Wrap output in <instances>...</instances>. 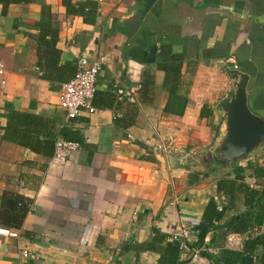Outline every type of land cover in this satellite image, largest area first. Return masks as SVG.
Returning a JSON list of instances; mask_svg holds the SVG:
<instances>
[{
    "label": "crops",
    "instance_id": "obj_1",
    "mask_svg": "<svg viewBox=\"0 0 264 264\" xmlns=\"http://www.w3.org/2000/svg\"><path fill=\"white\" fill-rule=\"evenodd\" d=\"M63 1L0 0V204L6 191L32 201L19 237L0 235V264H157L158 253L137 246L154 228L171 236L181 225L192 233L182 249L189 262L202 248L197 238L214 186L238 176L249 185L255 168H264V147L228 171L196 161L223 136L233 74L248 77V106L264 118V0H157L133 36L120 23L145 0H69L96 6L93 23L68 14ZM44 21L51 30L42 41ZM163 45L182 58V116L165 112ZM79 57L106 64L95 113L67 121L59 94ZM11 113L43 119L44 133L68 130L79 150L65 165H50L52 157L6 139ZM30 136L24 139L41 150ZM221 195L226 220L245 212L243 193L231 203ZM230 234L211 231L205 246L222 247ZM243 243L244 236L239 250L197 262L256 264L242 256Z\"/></svg>",
    "mask_w": 264,
    "mask_h": 264
},
{
    "label": "trees",
    "instance_id": "obj_2",
    "mask_svg": "<svg viewBox=\"0 0 264 264\" xmlns=\"http://www.w3.org/2000/svg\"><path fill=\"white\" fill-rule=\"evenodd\" d=\"M63 3L68 14L88 15L86 18L91 17L88 21L91 23L95 21L94 19L97 16L96 6L80 4L76 7L69 0H64ZM40 30L42 32L41 40L43 41L51 30L49 22H42ZM161 53L163 61L160 68L167 74L165 86L168 88L169 95L165 112L182 116L188 104L187 97L180 93L182 58L173 51L172 46L163 45ZM8 118L6 139L27 145L32 150L42 152L48 157H53L58 140L74 141L79 144L81 142L79 138H73L66 129L58 132L48 130L44 133L43 130L47 123L43 119L31 114L11 113ZM41 130L42 132H40ZM35 132H38V138L42 135V143H39L33 135ZM39 132L42 134H39ZM29 133H31V136ZM27 135L35 137L33 140L39 143V145L41 144V150L38 149L39 146L36 147L37 145L30 144L28 139H24ZM254 175L258 180L264 178V168H255ZM237 181L241 182L237 183ZM217 186L218 193L227 196L230 203L237 193H243L246 210L244 213L226 220L225 209L219 211L217 204L211 199L203 214L202 232L198 234L197 238L198 246H205L206 238L211 231H219L222 237H225L229 233L240 234L244 236L241 250L242 256L254 258L256 264H264V188H250L249 185L244 183L243 176H238L236 181H219ZM0 206V225L19 230L22 228L25 218L31 210L32 201L18 193L6 191L1 197ZM255 228H259V233L251 235V232ZM153 232L154 236L148 243L137 246L140 251L158 253L160 257L157 264H184L186 262L182 259L181 242L174 240L172 238L173 234L169 236L158 228H154ZM238 264L240 263L238 262Z\"/></svg>",
    "mask_w": 264,
    "mask_h": 264
},
{
    "label": "built area",
    "instance_id": "obj_3",
    "mask_svg": "<svg viewBox=\"0 0 264 264\" xmlns=\"http://www.w3.org/2000/svg\"><path fill=\"white\" fill-rule=\"evenodd\" d=\"M105 0H99L102 3ZM234 65V69L238 70L237 63L230 61ZM104 57H98L95 60H90L87 57H79L76 62V73L74 77L66 84H64L59 94V106L66 115V120L71 121L81 116L83 111L89 113H95L96 109L93 105L94 98L97 93V81L100 72L105 66ZM5 68L0 63V87L4 88L6 84L5 80ZM80 144L74 141L58 140L55 145V152L51 158L50 165H65L74 154L79 150ZM165 148V145H163ZM252 189H261L263 185L256 178L252 177L249 183ZM216 193L212 196V200L217 204L219 211H222L226 206L225 200L222 195L218 193V186L215 185ZM259 228H255L251 235L259 233ZM0 235H6L9 237L18 238L19 233L15 230L5 229L0 227ZM192 233L184 225H181L179 229L173 234V239L181 242V249L186 247V244L190 241ZM243 236L240 234H230L222 247L213 245L204 246L197 250L189 262L184 264H203L202 261L197 262L200 256H205L209 260L217 258L223 250H239L242 246ZM203 254V255H202ZM200 260V259H199Z\"/></svg>",
    "mask_w": 264,
    "mask_h": 264
},
{
    "label": "water",
    "instance_id": "obj_4",
    "mask_svg": "<svg viewBox=\"0 0 264 264\" xmlns=\"http://www.w3.org/2000/svg\"><path fill=\"white\" fill-rule=\"evenodd\" d=\"M157 0H145L128 19L120 23L121 29H127V35L133 36L141 27L147 13ZM234 91L228 105L223 110L224 131L219 143L213 148L199 153L196 161L210 163L218 171H228L248 161L264 147V118L252 112L248 106V77L235 73Z\"/></svg>",
    "mask_w": 264,
    "mask_h": 264
}]
</instances>
